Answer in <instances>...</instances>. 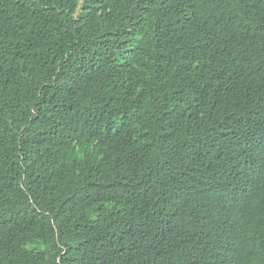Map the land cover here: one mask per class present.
Masks as SVG:
<instances>
[{"label":"trees","instance_id":"obj_1","mask_svg":"<svg viewBox=\"0 0 264 264\" xmlns=\"http://www.w3.org/2000/svg\"><path fill=\"white\" fill-rule=\"evenodd\" d=\"M0 0V264H264V0Z\"/></svg>","mask_w":264,"mask_h":264},{"label":"clouds","instance_id":"obj_2","mask_svg":"<svg viewBox=\"0 0 264 264\" xmlns=\"http://www.w3.org/2000/svg\"><path fill=\"white\" fill-rule=\"evenodd\" d=\"M84 1H85V0H81V4H80L81 6H83V4H84Z\"/></svg>","mask_w":264,"mask_h":264}]
</instances>
